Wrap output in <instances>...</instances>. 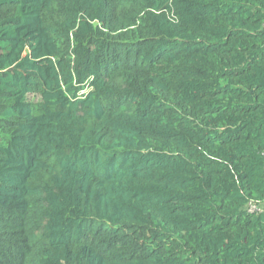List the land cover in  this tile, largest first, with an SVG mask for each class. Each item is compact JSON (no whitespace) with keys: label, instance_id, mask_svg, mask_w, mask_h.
Masks as SVG:
<instances>
[{"label":"trees","instance_id":"trees-1","mask_svg":"<svg viewBox=\"0 0 264 264\" xmlns=\"http://www.w3.org/2000/svg\"><path fill=\"white\" fill-rule=\"evenodd\" d=\"M0 264H264V0H0Z\"/></svg>","mask_w":264,"mask_h":264}]
</instances>
